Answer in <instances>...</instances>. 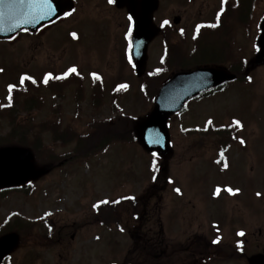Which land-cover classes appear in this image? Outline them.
I'll return each instance as SVG.
<instances>
[{"label":"rangeland","instance_id":"obj_1","mask_svg":"<svg viewBox=\"0 0 264 264\" xmlns=\"http://www.w3.org/2000/svg\"><path fill=\"white\" fill-rule=\"evenodd\" d=\"M74 1L75 11L55 25L0 41V137L15 119L21 126L57 124L61 131L87 133L92 123L113 125L119 116L137 122L153 110L143 90L145 80L136 78L129 62L126 13L109 6V0ZM160 2L155 15L159 26L181 19L168 34L171 51L188 59V65L222 55L220 45L209 43V37L204 43L196 33L209 3L217 11V0ZM163 39L149 48L150 73L162 68ZM238 45L242 58L255 53L243 30ZM223 61L231 71L243 66H234V58ZM76 72L81 79L74 77ZM55 77L65 81L57 85V96L49 87ZM22 80L26 88L35 83L39 88L22 92ZM245 82L194 100L173 117V153L166 160L147 154L139 144L114 143L106 151L67 162L26 189L2 192L0 238L18 233H6L17 219L34 225L22 227L27 233H18L19 247L4 264H248L246 258L223 259L215 253L239 242L247 243V257L264 248L258 236L261 228L264 232V66L251 70ZM37 92L41 109L19 112L24 93L32 97ZM237 121L239 144L227 142L225 134L208 133ZM38 131L35 137L45 154L52 150L66 156L77 147L75 142L54 143L46 127ZM122 197L138 200L137 209L125 201L122 228L102 225L99 207Z\"/></svg>","mask_w":264,"mask_h":264},{"label":"water","instance_id":"obj_2","mask_svg":"<svg viewBox=\"0 0 264 264\" xmlns=\"http://www.w3.org/2000/svg\"><path fill=\"white\" fill-rule=\"evenodd\" d=\"M118 9L126 8L133 21L132 59L137 78L147 71L148 48L159 35L160 29L153 22L159 9V0H115ZM36 0H3L0 3V40L16 37L22 31L35 33L54 23L66 12L74 9L69 0H51V9L33 6ZM178 24L179 20H175ZM259 40L256 65L264 63V22ZM236 76L217 68H199L175 74L160 90L150 115L134 126L137 140L148 153L157 152L166 158L171 154L167 124L170 117L181 112L187 103L198 96L234 81ZM50 170L38 167L31 149L23 147L0 148V192L25 187L49 174ZM20 243L17 233L0 238V264ZM249 264H264V255L249 259Z\"/></svg>","mask_w":264,"mask_h":264},{"label":"trees","instance_id":"obj_3","mask_svg":"<svg viewBox=\"0 0 264 264\" xmlns=\"http://www.w3.org/2000/svg\"><path fill=\"white\" fill-rule=\"evenodd\" d=\"M169 49L170 48L167 45L166 57L164 60L162 71L153 74L152 73L148 74L145 77V84H146L145 97L151 101L155 99L160 87L172 75L170 74L171 72L173 73V71L175 72L183 69H193L208 64L202 61L190 67V65H187V62L182 58V56H179L175 51L173 52ZM79 79H81L80 76ZM152 82H154L153 85H151ZM52 87H53V93L56 96L61 94L60 90L57 89L59 86L53 83ZM59 89L61 88L59 87ZM25 91H29V90L26 88L23 90V92ZM17 94L18 93H16L15 95ZM24 94L27 97L25 98L22 105L18 107L17 110L19 112H22L23 110L28 111V109H31L29 112H27V113H31L34 108L39 110L41 109L43 101L41 96L39 95V92H37V94L33 95L32 97L28 96V94L26 93ZM12 111L15 112L14 109L11 110V112ZM10 124L11 125H10L9 133L6 134L5 136L0 137V147L13 146V145L29 147L34 151L36 156V161L39 165H42L47 168H52L54 170L62 168L65 164H67V162L72 163L71 161H75V160L77 161L82 158L86 159L92 154L106 151L114 143L129 144L135 142V137L133 134L134 120L128 116L117 117L113 125H111V123H109L108 121L92 123L90 124L91 128L87 133H78L71 129H65L64 131H61L60 127L57 124L56 125L51 124L50 126H48L47 124H41L39 127H35L33 125L27 127L22 125L23 126L22 127L16 121V119L13 120V122ZM44 127L50 129L49 134L51 135L52 141L54 143L60 142L62 146H67L72 142H75L77 144V147L72 151L71 154L66 156H57L53 153L52 150H48V152L45 154L42 148L43 146L39 145L40 140H37V138L35 137L37 131L40 128H44ZM125 201H128L130 203L129 204L124 203ZM137 203L138 200L130 201V199H125V200L120 199L117 201L107 203L98 210L97 217L99 219L101 218L100 222L104 226L115 225L118 226L119 228H122L121 206L123 204H128L130 208L132 207L131 209L136 210L138 207ZM9 223L10 222L5 223L4 227L9 225ZM26 225H28L27 227L29 228H31V226H34L32 223H23L20 219H17L16 222L9 225L7 232L16 231L20 235L25 236L27 233L26 232L27 228H22V227ZM215 253L220 254L221 256H225L226 258H233V259L241 258L240 257L241 255L239 253H236L235 250L229 248L228 246L224 248L223 247L219 248ZM139 256L140 255L138 254V257ZM214 258L221 259L217 255H215ZM127 264H132V263L129 262Z\"/></svg>","mask_w":264,"mask_h":264},{"label":"flooded vegetation","instance_id":"obj_4","mask_svg":"<svg viewBox=\"0 0 264 264\" xmlns=\"http://www.w3.org/2000/svg\"><path fill=\"white\" fill-rule=\"evenodd\" d=\"M217 2L219 3L218 8L214 13L213 5L209 3L208 15L196 29V33L202 35L201 40L204 43H208L209 37V43L212 42L214 45L222 47V55L219 58L211 57L210 59L222 63L223 59L234 58V66L236 64L243 65L242 67L252 66L256 53L248 59L242 58V47L238 45L239 32L244 31L246 44L251 42L252 48L256 51L264 20V9H262L260 17L258 10L260 7H264V0H217ZM257 17H259L258 20H256ZM247 69L245 70L247 71ZM258 232V236L264 240L263 229L261 228ZM263 252L264 248L255 255L263 254Z\"/></svg>","mask_w":264,"mask_h":264},{"label":"snow or ice","instance_id":"obj_5","mask_svg":"<svg viewBox=\"0 0 264 264\" xmlns=\"http://www.w3.org/2000/svg\"><path fill=\"white\" fill-rule=\"evenodd\" d=\"M15 2H19V3H24L25 0H15ZM115 0H109V3H114ZM0 3H3V0H0ZM33 6H38V7H41V8H48L49 10L51 9V0H36V3L33 5ZM168 22L165 21V24H167ZM129 48H130V55H129V62H131V41H130V44H129ZM70 71L72 72H75L76 69L73 68L71 69ZM50 78V77H49ZM97 79H99V77H97ZM21 83H23V80L21 81ZM45 83H47V78L45 79ZM122 88H126L127 85H121ZM11 87L9 88V91H11ZM9 99H11L9 97ZM237 124H239V121H237ZM243 143V141H241ZM177 191H179V189H177ZM229 191H231V189H229ZM131 199H134V198H131ZM105 203H107V201H105ZM241 235H243V233H241Z\"/></svg>","mask_w":264,"mask_h":264}]
</instances>
